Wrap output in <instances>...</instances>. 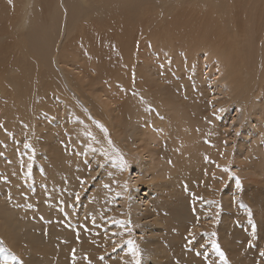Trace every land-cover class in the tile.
Segmentation results:
<instances>
[{"label": "bare ground", "instance_id": "1", "mask_svg": "<svg viewBox=\"0 0 264 264\" xmlns=\"http://www.w3.org/2000/svg\"><path fill=\"white\" fill-rule=\"evenodd\" d=\"M151 1L143 0L141 5H135L133 0H121L120 7H117V3L114 5L113 2H108L105 10H99L101 12L98 17L95 16L98 13L96 10L95 13L69 11L66 21L63 16L62 29L57 27L46 38L47 46L50 45L52 49L39 50V53H43L41 55L38 53L39 57H44L40 61L43 74L34 71V65H37L39 61H33V63L29 59L30 67L27 72L33 77L32 88L29 83V92L31 90L32 94H29L28 100H25L27 96L24 95V102L21 103V101V105L15 103L11 107L16 115L8 109L0 110V118L4 126L0 131V140L9 145L11 134H17L14 130L19 128L21 132L18 133L17 140H21V137L26 139L28 142L26 147L30 146L31 152L36 153L34 159L29 156L26 162H21L24 168L19 171H36L34 179L40 183V179L43 178L48 183V187H39L36 194L29 190L33 194L29 195V204L24 202L26 200L23 198V194H26L24 189H21L19 193L13 190L12 195L7 199L5 194L4 202L7 200L10 205L6 207V210H3L6 203L4 205L3 200L0 199V264H6L8 259L10 262L11 251L18 253L24 264H45L46 262L52 264V259L55 257L52 254L59 250L63 253L60 260L56 261L57 264H136L139 249L142 264H214L211 261L207 262L206 250L202 251L203 247L206 246L212 251L211 260H215V254L211 249L212 243L210 242L211 245L208 246L209 240L219 241L222 247L223 244L228 246L226 239H228L227 231L229 230L225 228L228 224L231 226L228 223L230 215L232 219L236 215L227 213L228 211L223 216L217 215L222 205L224 210L230 209L228 202H225L226 197L223 198L222 195V199L216 198L214 203L199 201L197 196L201 195V191L195 192L192 188V176L188 178L187 171H181L180 174H176V171V176L173 174L174 177H165V171L161 168L164 160L162 156L160 159L156 156L160 155L161 151H164L165 155L167 150L176 154L177 158L181 156L179 159L183 164L184 156L190 157L195 150L199 153L204 150L205 154L210 155V159L204 164L207 171L205 173L215 176L210 177L214 182L218 180L222 182L226 177L220 176L223 160L219 161V159L225 152L222 149L226 143L220 137L221 134L216 127L214 133H217V136L213 133L212 138L215 141L211 142L212 150L209 149L210 147L206 148L208 143L201 142L199 136L201 122L198 116L205 118L208 116L206 111L212 109L211 117L216 124L219 122L220 113H225L226 118L231 116V110L227 111V101L230 105H232L231 102L239 101L243 111L241 121H243L244 130H242L241 139L239 138L241 143L239 141L234 171L238 174L247 170L259 171L258 173L264 176V145L254 146L259 136L264 143V133L261 131L264 124V31L262 32L261 29L259 37L256 35L259 23L261 26L264 22V9L259 0L247 2L246 10L245 6L239 3L243 9L237 12L233 5L234 11H232L237 14L236 16L233 13L237 17L234 22L231 12L227 14L231 6L230 1L234 2V0L228 2L220 0L211 5L213 9L221 12L220 24L217 28H205L202 23L199 27L194 21L190 23L184 21L178 12L173 14L175 4L165 13L158 15L159 20L157 16L149 13L147 6H144L145 2L149 4ZM162 1L177 2V0ZM66 4L62 2L65 10L70 6ZM38 6L37 4L36 7ZM34 13L36 14L35 11ZM5 18L1 17L0 23H7V31L12 28L10 24L15 28L19 27L20 21L16 17H14L15 24L10 22L9 18L4 21ZM26 19L28 33L25 36L22 35L23 32L17 33L13 40L17 47L18 45L23 47L27 42L31 45L37 43L38 35L29 33L32 28L43 30L42 26H34V23H31L33 19L36 20L35 17L29 18V14H25L24 22ZM81 19L89 22V25L94 24L97 36L101 35L105 42L97 38V41H100L95 44L96 36L91 35L87 53L82 57L83 61L79 63V46L84 36L82 26H89L77 27L76 22H81ZM152 21L156 22L154 29L151 27ZM78 29L81 31L76 39L78 44L71 49H66L68 45L65 43L66 39ZM192 44L198 45L205 53L204 56L206 52L209 53L206 56L208 64L202 63L203 71L208 70L209 76L204 77L199 65L195 82L198 92L192 93L189 90L190 96L184 97L183 100V96L180 98L175 95L169 89L170 87H164L163 90L162 85L158 83V78L155 77L158 76L156 73L151 75L150 70L157 68L155 57L151 54L156 52L159 56H164L169 51L175 53L176 50H183L182 52H186L190 58H193L195 49ZM32 47L35 50L30 48V52L34 53L37 46L32 45ZM93 48L99 56L96 60V63H99L98 66L91 58ZM100 51L107 56L103 61L98 53ZM158 60L163 64L162 59L158 58ZM27 64L24 65V69ZM6 79L7 81L3 82L6 91L8 87L17 86L15 82H12L14 78ZM39 83H41L40 86ZM204 83L208 86L212 85L211 89L218 92L219 96L209 99L210 95L206 94L208 90ZM133 85L143 96L149 94L153 101L148 102L147 98L136 96L132 90ZM4 88H1L2 95L6 92ZM38 100L41 103L37 105ZM26 104H29L28 108ZM192 107L198 113L199 119L189 111ZM235 116H237L236 113ZM247 117L249 119L246 121ZM235 122L236 119L231 117L229 130L235 131L236 128L233 127ZM225 123L226 121L224 125ZM221 124L223 125V121ZM231 137L233 136H230V139ZM246 144L252 145L254 151H258L256 159L258 163L254 166L253 163L245 166L239 161L243 152L248 154L251 152L249 148L244 147ZM4 149L0 147V153ZM118 155L130 160L131 166L135 169L132 179L128 177L127 171H124V158L118 159ZM165 158H167L166 155ZM16 160L18 159H10L9 162L15 164ZM34 160L36 163H33ZM37 160H41L40 163ZM9 162L0 160V168L2 166L4 168L3 164H12ZM35 165L39 167H34ZM185 166L187 169L186 164ZM101 168L102 171H118V176L111 182L112 190H104L107 195L109 191L111 192V197L105 196L107 200L105 207L97 208V204L90 198L87 202L84 201V205L75 207L74 201L79 196L75 188L82 183L84 177H88L87 180H89L92 176H98ZM64 171H70L71 176L65 185L70 193L63 197L67 202L71 219L75 218L73 221L77 224H74L66 215L62 218L63 210L54 208L51 203L61 190L60 184L56 187L54 185L59 182L58 176ZM196 175L197 173L194 180L198 178ZM219 176L222 178L220 179ZM108 177L112 178L111 175ZM204 180L206 179H203L202 185H205ZM103 182L104 179L101 176L98 177L95 188H101ZM126 182L132 185L133 189L130 192L123 187ZM182 183H184L183 187ZM223 183L218 184L217 191L211 189L207 192L213 197L219 195ZM233 184L236 189V182ZM0 188H3L2 184ZM186 189L189 190L186 193L189 194L187 196L186 194L176 196L174 193L177 191L183 193ZM90 195H95V192H89ZM235 195L238 198L239 192H235ZM251 198L252 195L245 199L246 202H250ZM253 198L257 200L258 197ZM118 199L119 203L116 202ZM34 202L39 203V214L49 216L45 225L43 224L44 227L50 226L47 238H43L42 232L38 231L42 230L40 222L37 221L35 225L28 221V217L33 216L31 212H16V221H13V216L10 215L12 214L10 210L14 206L25 204L32 207ZM249 205L252 206V204ZM233 206L238 211L240 203L237 202ZM259 209L257 208L259 212L255 230L250 232L246 240L250 243L247 249H244L245 246L240 243L243 239L241 232L235 229L234 236H238V239L237 237L233 239L238 241L237 246L240 249L235 250L237 246L234 242L235 248L231 250L232 252H228L234 264H264V257L261 255L264 253V206L262 205ZM36 218L40 219L38 216ZM217 218H219L218 225L215 220ZM129 221L138 233L136 234L138 247L130 243L131 240L126 233ZM204 230L215 232L217 235L211 233L204 238L202 234ZM214 234L216 236L212 238ZM253 243L257 245L254 249L259 250H252ZM240 250L244 257L240 258L237 254Z\"/></svg>", "mask_w": 264, "mask_h": 264}, {"label": "rangeland", "instance_id": "2", "mask_svg": "<svg viewBox=\"0 0 264 264\" xmlns=\"http://www.w3.org/2000/svg\"><path fill=\"white\" fill-rule=\"evenodd\" d=\"M21 1L22 0H0V12H1L0 21H2L1 17L2 18L6 17L7 19L9 18L8 20L10 22H14L15 21L14 17H16L20 21L18 28H15L14 25L10 24L12 27L10 29V31H7L8 25L6 22L0 23L1 24L0 25V45L2 44L0 46V110L8 109L14 115H16V114L14 112V109L12 110L11 107L15 103H20L21 101H22L21 103H23L24 102V100H23L24 95L27 96V99H25V100H28L29 94H32L31 90L29 92V89H30L29 83H31V88H32L33 87V85H32L33 77L29 76V72H27V70L29 71V67H30L29 59L31 62L39 61V63L37 65H34V68H35L34 71H35V73H38V74L42 73V67H41L40 61L43 60L44 57L43 56L39 57V54L40 55L43 54L42 52L39 53L40 52L39 50L43 51L44 48H47V50L52 49V47L50 45L47 46L46 38L57 27L62 29V22L64 21V19L66 21V17L68 16L69 11L73 12V10L74 11L79 10L82 12L87 11V12H94L95 13V10H96L98 13H96L95 16L98 17L100 12H101L99 10L100 9L105 10L108 2H110V3L113 2L112 4H114V5H116V3H117V7H120V5H121V2H120L121 0H111V1L110 0H46V2H45V0H37L40 3H38L37 1H34V0H29V3H28V0H23L22 2ZM63 1L65 2V4L68 3V4H70V6L71 5H74V6H71V8H70V6H68L65 10V8L62 5ZM133 1H134L135 5H141L143 3V0H133ZM219 1L220 0H177V2L174 1L171 3H169V2L167 3L166 1H162V0H152L151 2H149V4L147 2H145L144 6H147V9L150 10L149 13L157 16L158 19L160 20V17H159L160 14L165 13L168 8L172 7V5L175 4V9L173 8V10L175 12L173 14H175L177 12L180 13V15L182 16L181 19H183L184 21H187L189 23H190V21H194L199 27L201 26L200 23H202L205 26V28L206 27L217 28L218 25L220 24L219 22L221 20L220 19L221 12L219 10L213 9L211 7V5L215 4ZM228 1L229 0H227V2ZM249 1L250 0H234V2L230 1L231 6L228 8L227 14L231 12V14L233 15V18H234L233 19L234 22H236L237 14L235 12H233L234 11L233 5H235L236 12H237V10L243 9V7L241 5L245 6V10H246L247 9V2H249ZM259 1H260L261 7L264 9V0H259ZM35 3H36V5L38 4L39 6L36 7ZM1 4H4L5 6L1 5ZM68 4H66V5H68ZM35 8H38V9H35ZM34 11L36 12V14L34 13ZM223 12H225V11H223ZM233 13H235L236 16ZM25 14H27V15L29 14V18L35 17L36 20L33 19L34 21L32 20V22H31V23H34V26L40 25L43 27L42 31L38 30L37 28H32L29 31L30 34L36 33L38 35L37 43L32 44L35 47L37 46L36 51L34 53L30 52V48L32 50H35V49L32 47V45L29 42L24 44L23 47H21L19 45L17 47V44L14 45L15 43L13 41L18 32H23L22 33L23 36H25V34L28 33V30H27L28 26H26L28 20L26 19L24 22ZM31 15H32V17H31ZM63 16H65V18ZM6 18L4 21H6ZM37 19H40V20H37ZM204 19H205V21H204ZM8 20H7V22H9ZM199 20L201 22H199ZM40 21L42 22L41 24H40ZM81 22L77 21L76 26L81 27L82 25H89V22H87L84 19H81ZM155 23H156L155 21H152L151 27L153 29H154ZM14 24H15V22H14ZM262 25H264V22ZM262 25L260 26V23H259V27L256 30L257 37H259L261 29H262V32L264 31V26H262ZM82 28L84 30V32H83L84 36L82 38V43L79 46V55H80L79 58L80 59L77 57V59H79V63H81L83 61L82 57H84L87 53V49L89 46L88 43L90 44L89 39L91 38V35L96 36L95 37V42H96L95 44H98V42L100 41V40L97 41V38L103 40L101 38V35L97 36V32H96V28H95L94 24H90L89 26H82ZM102 30H104L103 26H102ZM77 33H79V34H77ZM80 33H81V31L78 29V30H76V32L74 34H72L70 37H68L66 39L65 43L68 44L65 47L66 49H71V47H75L78 44V40H76V39L79 37ZM75 35H77V36H75ZM2 36H3V38H2ZM4 37L6 39H4ZM71 37H72V40H71ZM3 39H4V41H3ZM5 42H8V43H5ZM192 46L195 49V54H194L193 58H190V55H187L186 52L185 53L182 52L183 50L182 51L176 50L175 53L174 52L172 53L171 51H169L168 54H165L164 56H159L156 52L151 54V55H154L155 61H156V66H157V68H155V69L152 68L150 70V72L152 73L151 75H154V73H156V75H158V76H155V77L158 78V83L162 85L163 90H164V87H167V88L170 87L169 89H171V91L175 95H178L180 98H181V96H183V98H182L183 100H184V97L187 98L188 96H190L189 90L192 93L198 92V88L196 87L195 82H196V77H197V74L199 71V65L201 66L202 73H204V77L209 76V74H207L208 70L205 69L203 71V66H202L203 62L208 64V62L206 61V56L209 53L206 52V55L204 56L205 53L202 51V49H200L198 47V45L192 44ZM27 47H28V49H27ZM24 52H25V54H24ZM151 52H153V51L151 50ZM98 53L102 58L101 61H103L105 58H107V56L104 52L100 51ZM151 55H150V57H151ZM28 56H29V58H28ZM91 58L95 61V63H96V60L99 58V56H97V51H95L94 48L91 49ZM158 58L163 60V64L159 62ZM191 59H192V64H191ZM23 62H25V64H27V62H28L25 69L23 68L25 65ZM95 65L98 66L99 63H96ZM90 69H92V67H90ZM30 71H32V69H30ZM43 71H44V69H43ZM38 74H36V76ZM8 77L12 78V79L14 78V80H12V79L11 80H12V82H15L14 84H17V86L14 85V86H12V88L8 87V89L6 91V88H4L3 82H6L7 81L6 78H8ZM172 80L173 81L175 80V81L172 82ZM207 80L208 79H206V81ZM205 83H204V86L208 90V93H206V94L210 95V96H208L209 99L211 97L219 96L218 92L211 89L212 85L208 86ZM182 84H184V85H182ZM38 85L40 86L41 83H39ZM2 87L6 91L3 95L1 94V88ZM22 87L24 89H22ZM132 88H133L132 90L135 92L136 96L145 97L148 99V102L153 101L149 94H147L146 96H143L142 93L136 89L135 85H133ZM21 103L17 104V105H21ZM40 103H41L40 100H38L37 105ZM231 104L232 105H230V102L227 101V107H228L227 111L231 110V116L226 118L224 115L225 113H220L219 118H218L219 122H217L218 124L217 123L215 124V121L212 120L211 113H210V112H212V109L206 111V113L208 115L207 117L202 118L201 116H198V117H200V122H201V127H200L201 133L199 134V136L201 137V142H207L208 143L206 148L210 147L209 149L212 150L211 149V146H212L211 142L215 141V139H213L212 137H213V133H214V130L216 127L221 134L220 137L226 143V146L223 147V149H222V151L225 150V152L222 154L223 158L221 157L219 159V161L223 160V162H222L223 170L220 173V176L226 177V178H224V180H222V182H221V180L214 182L212 180V178H210V177H215V176H213L211 173L210 174L205 173L207 171L204 168V164L210 159V155L205 154L204 150L200 153L197 150H195V153L192 154L190 157H187L188 155H186V158L188 159V161L184 156V159H183L184 165L181 163V161L179 159L181 156L177 158L176 154H174L173 152H169V151L167 152V150H165V155L167 158H165L164 151H161L162 155L160 154V155L156 156L159 159L161 158L160 156H162V160H164V163H163L161 168H162V171H165V177H170V176L174 177V175L176 176V174H180L181 171L182 172L187 171L188 172L187 177L189 178L192 176L191 179H193L192 184H191L192 188L195 190V192L201 191V195L199 194L197 196V198L200 199L199 201H204V202L210 201V202L214 203V200H216V198L222 199V195H223V198L226 197L225 202L226 203L228 202V204H229L228 207L230 209L224 210V205H222L221 208L217 211V215L223 216L227 211H228L227 213H231V214L236 215V217H234L233 219H232V215H230V218H229L230 222H228V223H230L231 226L228 223H226V224H228V226L226 225L225 229L229 230V231H227V234L229 233L228 239H226V242L228 241V243H227L228 246L223 244V247H222V243H220L219 241L216 242L214 240L213 241L209 240L208 246L210 247V245L212 243L213 247L211 246V249L213 250V253L215 254V256H214L215 260H211L213 257L212 251L208 250V248L206 246L203 247V249H202V251L206 250L207 262L211 261L214 264H234L233 259L231 258L232 256H231V254L228 255V252H232L231 250L233 248H235L234 242H235L236 246L238 245V241L236 242L235 239H233L234 237L235 238L237 237V239H238V236H234L235 229H237L239 232H241L240 234H241L243 239H241L240 243H242V246H245V248L244 247L243 248L244 249L248 248L250 243L246 240L249 237L250 232H252L253 229L255 230V227H256L255 222H256V219L258 218L257 215H258V212L260 210L259 207H262V205L264 206V196L262 195V194H264V176L260 175L259 171H258L259 172L258 173L255 171L247 170V171H241V173H239V174L237 173V171H234L235 170L234 168H235L236 162H237L236 161L237 154H238L237 148L239 147L238 144H239V141L241 139L240 137H241V133H243L242 130H244L243 129L244 127H243V121H241V115H243V113H242L243 111H242V108H240L239 101H237L236 103L231 102ZM204 105L206 106L205 103H204ZM26 107L28 108L29 104H26ZM223 109H224V107H223ZM245 109H247V107H245ZM20 111H22V110H20ZM189 111L193 115H195V117H197L198 113L194 110L193 107L190 108ZM227 111H225V112H227ZM235 113L237 114V116H235ZM0 114H1V112H0ZM231 117L236 119V122L233 124L234 129L236 128L235 131L233 129H232L233 131L229 130V126H230L229 124L231 121ZM248 119H249V117H247L246 121ZM222 121H223V125L221 124ZM224 121H226L225 125H224ZM2 123H3V121L0 118V131L2 130V128H4ZM260 124H262V123H260ZM254 127H255V125H254ZM262 127L263 128L261 131H262V133H264V124L262 125ZM14 131L17 134H11V138H10L11 140L9 141V145L7 143L3 142L2 140H0V147L1 148L4 149V147H5V149L6 148L11 149V150H5L4 149V151H2L0 153V156H1L0 160H2L3 162L4 161L9 162L10 159H14V160L18 159V160H16L17 162L15 164L13 162H9L12 164H7V165L3 164L4 168H3V166H2V168H0V184L3 185V188H0V199L3 200L4 205L6 203L3 210H6V207L10 206L8 204L7 200H6V202H4L5 199H3V198L5 197V194H7V196L5 197L7 199L8 197H10V195H12L13 190L16 193H19L21 189H24L23 191H25L26 194L25 193L23 194V198H25L26 200L25 201L23 200V201L27 202V204H29L28 203V201L30 202V200H28L29 195H33L29 192V190H31L32 193L36 194L37 189L39 187H41V186L43 188L48 187V185H47L48 183L43 178L40 179V183L34 179L36 171H29L28 170L29 167L27 168L28 172H25L24 170L19 171L22 168H24V167H22V163L26 162V160L28 159L29 156H32V159H34L36 156V153L31 152L30 146L26 147L28 144L26 139L21 137V140H17L18 133L21 132L20 129L17 128ZM30 132L32 133L31 130H30ZM21 135L25 136L24 133H21ZM214 136H217V133H214ZM230 136H233V137H231V139H230ZM8 137H10V135H8ZM240 143H241V141H240ZM242 143H244V142H242ZM20 144H21V147H20ZM5 145H7V146H5ZM68 145H71V144H68ZM263 145H264V143L262 142V137L259 136L256 143L254 144V146L258 147V146H263ZM244 147H246V149L249 148L251 152H250V154L243 152V155H242V157L239 158V161H241L243 163V165H245V166H250L252 163H253L252 165L254 166L255 163H258L256 160L258 158L257 157L258 151H256V150L254 151V148L250 144H246ZM163 157H164V159H163ZM196 157H197V159H196ZM117 158L118 159L124 158V162H125V164H124L125 170L124 171H127L128 177H130L132 179L135 175L134 174L135 169H133V167L131 166L130 160L126 157L121 156V155H118ZM35 160L33 161V163H36ZM252 160L254 162H252ZM40 161L41 160H39V161L37 160V162H39V163H40ZM190 162L192 165L189 164ZM195 162H197V163H195ZM18 163H19V167H18ZM117 164H118V162H117ZM185 164L187 165V169H186ZM182 165L184 166V168L182 167ZM177 166H179V167L177 168ZM11 167H13V168H11ZM34 167H39V166L35 165ZM34 167H32V168H34ZM225 169H227V171H225ZM5 170H11V171H5ZM176 171H177V173H176ZM190 172L192 173V175ZM69 173H70V171H64V173H61L59 175L60 177L58 176L59 182H57L54 185V187H56L60 184L61 190L58 192L57 197L55 199L51 200V203L53 204L52 206L54 208H58V209L63 210L62 211V213H63L62 218H65L64 215H66V217L68 219L73 221V220H75V218L71 219V215L68 212L67 202H66L65 198L63 197L64 195H69V193H70L69 189H67L65 187L67 179L69 180V178L71 176V174H69ZM196 173H197L196 176L198 177L197 178L198 180L197 179L194 180ZM90 174L91 173H89V175ZM158 174L159 173H157V175ZM109 175H111L112 178L108 177ZM193 175H194V177H193ZM208 175H209V177H208ZM100 176L102 179H104V182L102 184V187L97 189V188H95V182L98 179V177H100ZM117 176H118V171H102V168H101L100 174L98 176H94V177L92 176L91 178H89V180H87L88 177H84L82 183L81 184L79 183V186L75 188V191L78 190L77 193H79V196H78V198L75 199L74 206L80 207L81 205L85 204L84 201L87 202L88 198H90L92 201H94L97 204V208L101 209V208L105 207V202L107 201L105 196L111 197V192L109 191V193L107 195L104 190L105 189L112 190L111 182ZM161 177H162V174H161ZM222 177H220V179ZM203 179H206V180H204L205 185L204 184L202 185ZM209 179H211V180H209ZM193 181H195V183ZM223 181H224V183H223ZM234 182H236V184H237L236 186L239 190L237 188L235 189V185L233 184ZM222 183H223V185H221V189L219 188L221 190L219 192L220 193L219 195H217V196L215 195V197H213L212 194L207 192V190H211V189H213V191L214 190L217 191L218 188H216V187L218 186V184L220 185ZM181 185L183 187L184 183H182ZM54 187H51V188H54ZM123 187H125L128 192H130L133 189L132 185H130L128 182H126L123 185ZM187 189L183 193L178 192V191L174 192V193L176 196H177V194H179V195L183 194V196H184L187 193V191H189ZM189 189H191V188H189ZM193 189H191V190H193ZM89 192H95V195L89 196ZM235 192L236 193L239 192L238 198H237V195H235ZM174 193L172 194L173 196H174ZM87 194H88V196H87ZM187 195H189V194H186V196ZM208 195H210V197ZM251 195H252V198L249 199L251 201L246 202L245 199H248L249 196H251ZM255 196H256V198L258 197L259 199L257 198V200H256L255 198H253ZM207 197H209V198H207ZM189 198H191V196H189ZM166 199H167V197H166ZM116 202L119 203V199ZM174 202L175 201H173V203ZM237 202L240 203V208L238 209V211H237V208L233 206ZM45 203L48 204L47 202H45ZM201 203H203V202H201ZM249 204H252V206H250ZM231 207H232V209H231ZM38 208H39V203H37V202L32 203V207H29L25 204H21L19 206H14V208H12L10 210V212H12V214H10V215L13 216V221H16V212H20V213L31 212L33 216H30V217H28L29 219L28 218H26V219H28V221L32 222L35 225H37V221L40 222L42 230L39 229L38 231H39V233L42 232L41 235L43 238H47V237H49L48 228L50 226L46 225V227H44V225H45V222H47V220L49 219V216L46 217V216H43V214L42 215L39 214ZM257 208L259 210H257ZM35 215L38 216L40 219L36 218ZM215 220H216V223L218 225L219 218H217ZM231 221H232V223H231ZM73 223L77 224L75 221H73ZM127 226L128 227L126 228V230H127L126 233L129 236L128 238H130V240H131L130 243H132L134 246L138 247L137 238H136V236H137L136 234H138V233H136V230L132 226V223H130V221L127 223ZM215 227H217V226H215ZM257 228H256V231L258 230ZM203 232L204 233H202V234L204 235V238H205V235L207 236L208 234L210 235L211 233H215L212 231L210 232L208 230H206V231L204 230ZM215 234H214V236H212V238H214L217 235V234L216 235ZM230 234L233 236H231ZM232 241H233V243H232ZM214 245H219L220 250L224 253V257H225L224 260H222L220 258L219 254L216 252ZM255 246H257V245L255 243H253V245L251 246L252 250H259L258 248L254 249V248H256ZM236 249H240V247L237 246V248H235V250ZM22 252H23V249H22ZM62 253L63 252L59 250L57 253L52 254L53 256H55L52 259V264H57L56 261L60 260ZM29 254H30V251H29ZM237 254L240 256V258L244 257V254L241 252V250H240V252L237 251ZM39 255H41V254H39ZM238 255H237V257L239 258ZM10 256H11V260L9 262V259H8L6 264H24L22 257L18 253L11 251ZM13 257H15V260L13 259ZM35 257L39 258L38 255H35ZM253 257H254V255H253ZM263 257H264V255H263ZM138 260H139V264H142V255H141L140 249L138 250ZM45 264H50V263L46 262Z\"/></svg>", "mask_w": 264, "mask_h": 264}, {"label": "snow or ice", "instance_id": "3", "mask_svg": "<svg viewBox=\"0 0 264 264\" xmlns=\"http://www.w3.org/2000/svg\"><path fill=\"white\" fill-rule=\"evenodd\" d=\"M225 171H227V169H225ZM214 247L216 249V252L219 254L220 258L224 260V253L220 250L219 245H214ZM261 255H264V253H261ZM13 259L15 260V257H13ZM136 264H139V260L136 261Z\"/></svg>", "mask_w": 264, "mask_h": 264}]
</instances>
